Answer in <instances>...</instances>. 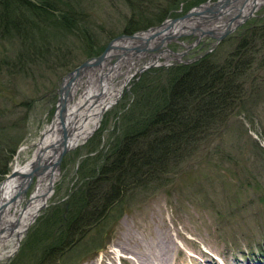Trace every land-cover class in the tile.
<instances>
[{
	"label": "rangeland",
	"instance_id": "1",
	"mask_svg": "<svg viewBox=\"0 0 264 264\" xmlns=\"http://www.w3.org/2000/svg\"><path fill=\"white\" fill-rule=\"evenodd\" d=\"M177 1L178 7L162 15V21L183 15L193 7L207 4L212 7L220 0ZM237 3L239 0H233L226 18L237 13ZM159 4L158 8H147L150 13L143 22L150 19V15L164 11L167 1L160 0ZM88 8L92 9L90 19L94 23L96 43L102 49L127 28L128 20L138 18L133 15V6L124 0H95ZM263 18L264 3L221 40L202 35L201 41L186 49L181 61L209 51L225 56L233 41L224 40L252 27L254 20L258 23L264 21ZM137 24L141 23H134ZM193 35L180 37L179 41L184 45L169 39L165 40L163 47L149 52L165 48L181 52L185 46L196 43V35ZM79 42L72 38L67 40L68 45H75L71 53L80 61L65 73L62 69L55 73L45 66L34 65L30 67V76L9 75L6 66L0 69V92L9 91L11 82L15 81L20 95L10 93L11 96L16 99L21 96L32 104L24 137L8 163V174L15 162L24 163L29 159L33 143L54 119L63 77L87 60ZM18 53V46L0 41V61H10ZM124 53V50L116 51L109 61L104 63L102 60L99 64L107 71L111 65L120 66L121 76L113 80L116 83L127 71L132 77L125 83L115 104L103 113L93 135L62 157L59 176L47 206L28 227L12 255L1 259L0 264H134L132 255L123 258L124 254L115 246L118 232L125 229L140 240L159 230L169 235L181 250L178 255L174 254L182 261L176 264H264V48L257 57L261 63L256 62L245 83L242 101L198 151L173 172L163 175L160 183L132 186L115 200L110 210L101 213L99 209L97 220L82 233L74 235L71 245L60 244L64 241L65 219L71 212L72 200L84 196L88 189L93 190L94 177L105 157L138 114V111L132 112L134 107H142L135 101L134 86L141 75L155 65L142 72L136 69L154 57L136 61L135 58L129 60ZM167 57L159 58V67L178 64V56L168 53ZM132 62L136 63L135 66ZM33 188V185L28 188L26 196ZM11 243H6L3 251H7Z\"/></svg>",
	"mask_w": 264,
	"mask_h": 264
},
{
	"label": "trees",
	"instance_id": "2",
	"mask_svg": "<svg viewBox=\"0 0 264 264\" xmlns=\"http://www.w3.org/2000/svg\"><path fill=\"white\" fill-rule=\"evenodd\" d=\"M124 1L138 17L128 20L126 33L159 23L162 15L178 7L177 0H166L164 11L143 22L150 13L147 8H158L160 0ZM85 3L92 7L95 0H0V41L19 48L15 58L0 61V69L6 66L9 75L30 76L34 65L65 73L80 61L71 53L75 45H68L70 38L81 41L84 58L98 55L102 46L96 43L92 9ZM228 39L233 46L225 56L210 52L191 63L152 67L141 75L133 93L142 107H134L132 112L138 114L105 157L93 190L72 200L60 244L71 245L74 235L97 220L99 209L101 213L110 210L132 186L160 183L163 175L198 151L239 105L250 71L256 62L261 63L257 57L264 48V21L254 20L252 27L224 41ZM16 86L12 81L11 91L0 92V179L24 137L32 108L21 96H11L20 95Z\"/></svg>",
	"mask_w": 264,
	"mask_h": 264
},
{
	"label": "bare ground",
	"instance_id": "3",
	"mask_svg": "<svg viewBox=\"0 0 264 264\" xmlns=\"http://www.w3.org/2000/svg\"><path fill=\"white\" fill-rule=\"evenodd\" d=\"M248 1L244 6H241L242 1L240 0L235 5L238 14H234L236 17L231 25L235 26V23L248 14L253 5L258 7L264 3V0ZM231 3L233 0H229V3L223 8L224 11L218 13L221 15L216 20H210L211 22H208L205 12V10H210L211 4H207L193 9L194 12L201 15L194 14L195 16L189 19L178 21L168 19L161 26L154 28L155 32L150 30L144 33H135L136 36L130 39L116 40L112 43V47L107 50L106 57L103 59L104 63L109 61L111 55L116 51L122 50L121 46L133 47L124 53L130 58L129 60L135 58L136 61H139L142 58L154 57L152 60L148 58L144 65L137 68L136 71L142 70L151 63H160L158 62L159 58L165 57L167 59L168 53L175 56L177 54L174 51L166 48L158 52L149 51L163 47L165 44L162 42L163 38L175 40L178 34L190 31L189 28L191 27H200L204 30H222L230 27V22L226 17L230 11ZM239 7H241L240 11L238 10ZM196 31L198 34L201 32L199 29ZM152 32L154 34L159 33V35L147 43L146 38ZM203 34L206 35V33ZM214 35L218 36L216 33ZM201 36H199V41L202 39ZM209 37L217 41L216 38ZM175 41L178 42L179 39ZM136 48L139 50L136 51ZM135 64L132 62V66ZM100 65L98 63L82 68L73 77L66 78L60 84L58 89L59 100L54 119L41 131L36 142L33 143V150L29 159L24 163L15 162L11 169L13 174L1 182L0 260L12 255L28 227L47 206L53 195L54 182L59 176V169L57 165L55 166V162L60 154L66 150L65 155L67 152L76 149L93 135L99 127L103 113L115 104L124 89L125 83L132 77V74L127 71L116 83L113 80L115 77L121 76L119 75L120 66L111 65L107 71ZM93 66L97 69H89ZM82 76H86V78L83 79ZM31 185L34 188L29 196H26ZM146 237L140 240L135 238L132 232L125 229L118 232L115 246L124 254L123 258L126 259L125 255H132L134 264H176V262H182L177 256L181 250L175 246L174 239L169 235L159 230L147 234ZM10 241L12 242L10 248L3 251L5 244ZM82 264L94 263L85 262Z\"/></svg>",
	"mask_w": 264,
	"mask_h": 264
},
{
	"label": "water",
	"instance_id": "4",
	"mask_svg": "<svg viewBox=\"0 0 264 264\" xmlns=\"http://www.w3.org/2000/svg\"><path fill=\"white\" fill-rule=\"evenodd\" d=\"M248 2V0H243L242 1V5L241 6H244L246 3ZM229 3V0H220V1H218L217 3H215L212 7H210V10L209 11H207V10H205V12H206V14H207V18H209L208 19V21H210L211 19H213V20H216L221 14H218L219 12H223L224 11V7L227 5ZM256 9V6L255 5H253L252 7H251V9H250V11L248 12V14L247 15H245V16H243L242 17V19L240 20V21H238L237 23H235V26L232 24L231 25V23H232V21H233V19L236 17V15H234V16H231V17H229L227 20L230 22V25L232 26H230V27H226L225 29L223 28L222 30H217V29H207V30H204V29H201L200 27H191V28H189V30L190 31H187V32H181L180 34H178L177 35V37H179V36H184V35H187V34H192V33H194V34H196L197 33V31H196V29H199V30H201V32H200V34H198L197 33V35H204L203 33H206V35H209V36H211V37H213V38H216L217 40H221L222 38H224L226 35H228L230 32H232L234 29H235V27H236V25L237 24H240L242 21H244V20H246L249 16H251L252 15V13H253V11ZM214 10V11H213ZM238 10L240 11L241 10V7H239L238 8ZM204 11V10H203ZM208 12H210V14H208ZM194 14H197V15H199L198 13H196V12H194V10L193 9H191V10H189L188 12H186L184 15H182V16H180L179 18H177V19H173V20H171V21H178V20H183V19H189L190 17H192V16H195ZM238 14V13H237ZM201 15V14H200ZM173 28H174V26H172ZM171 27V28H172ZM154 28H156V27H151V28H149L147 31H154L155 29ZM182 29V28H181ZM155 32V31H154ZM154 32H152V33H150V35L146 38V41H147V43H149V41H150V39H153V37H155V36H157V35H159V33L158 34H154ZM214 33H216L218 36H215L214 35ZM133 36H136V34H131V35H120V36H118V37H116V38H114V39H112L111 41H109L108 42V44L106 45V47H105V49L103 50V52L100 54V55H98L97 57H93V58H91V59H89V60H86V61H84L83 63H81L78 67H76L74 70H72V71H70V72H68L64 77H63V81L66 79V78H71V77H73L76 73H78V71L79 70H81L82 68H85V67H89V66H91V65H95V64H98V63H100L105 57H106V52H107V50L109 49V48H111L112 47V43L114 42V41H116V40H119V39H130L131 37H133ZM199 36H197V41L199 40ZM172 38V37H171ZM166 40H169V39H167V37L165 38ZM165 39L163 38V40H162V42H165ZM171 40V39H170ZM193 45H190V46H187V49L188 48H191ZM122 50H124L125 52H126V50H129V49H133V47L132 48H129V47H126V46H121L120 47ZM136 51L137 50H139V48H136L135 49ZM186 51H183V52H181V53H176L177 55H182V54H184ZM180 61V60H179ZM150 65H157V63H151ZM150 65H148V66H150ZM148 66H146V67H144L142 70H144L145 68H147ZM141 70V71H142ZM66 152V150L65 151H63L61 154H60V156H59V158L56 160V162H55V166L57 165V167H59V163H60V161H61V159H62V157H63V155H64V153ZM13 174V171H11L10 172V174H8L6 177H8L9 175H12ZM5 177V178H6ZM4 178V179H5ZM3 179V180H4ZM3 180H1L0 181V184H1V182L3 181Z\"/></svg>",
	"mask_w": 264,
	"mask_h": 264
}]
</instances>
